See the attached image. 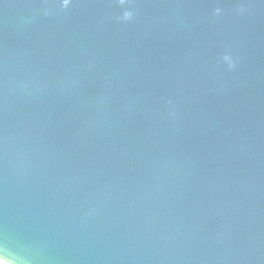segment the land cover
Wrapping results in <instances>:
<instances>
[{
    "label": "water",
    "instance_id": "obj_1",
    "mask_svg": "<svg viewBox=\"0 0 264 264\" xmlns=\"http://www.w3.org/2000/svg\"><path fill=\"white\" fill-rule=\"evenodd\" d=\"M0 262L264 264V0H0Z\"/></svg>",
    "mask_w": 264,
    "mask_h": 264
},
{
    "label": "bare ground",
    "instance_id": "obj_2",
    "mask_svg": "<svg viewBox=\"0 0 264 264\" xmlns=\"http://www.w3.org/2000/svg\"><path fill=\"white\" fill-rule=\"evenodd\" d=\"M0 264H3L2 262H0Z\"/></svg>",
    "mask_w": 264,
    "mask_h": 264
}]
</instances>
